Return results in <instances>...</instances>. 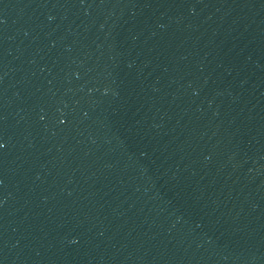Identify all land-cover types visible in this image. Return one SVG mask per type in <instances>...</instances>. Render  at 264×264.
I'll return each mask as SVG.
<instances>
[{"label":"water","instance_id":"95a60500","mask_svg":"<svg viewBox=\"0 0 264 264\" xmlns=\"http://www.w3.org/2000/svg\"><path fill=\"white\" fill-rule=\"evenodd\" d=\"M0 264H264V0H0Z\"/></svg>","mask_w":264,"mask_h":264},{"label":"snow or ice","instance_id":"6c2138e0","mask_svg":"<svg viewBox=\"0 0 264 264\" xmlns=\"http://www.w3.org/2000/svg\"><path fill=\"white\" fill-rule=\"evenodd\" d=\"M0 147H3V145H2V144H0Z\"/></svg>","mask_w":264,"mask_h":264}]
</instances>
